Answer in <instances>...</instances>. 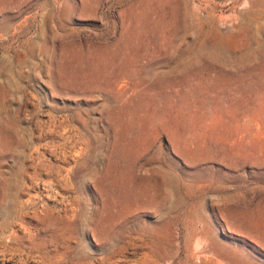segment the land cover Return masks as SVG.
Segmentation results:
<instances>
[{
  "label": "rangeland",
  "instance_id": "rangeland-1",
  "mask_svg": "<svg viewBox=\"0 0 264 264\" xmlns=\"http://www.w3.org/2000/svg\"><path fill=\"white\" fill-rule=\"evenodd\" d=\"M0 264H264V0H0Z\"/></svg>",
  "mask_w": 264,
  "mask_h": 264
}]
</instances>
